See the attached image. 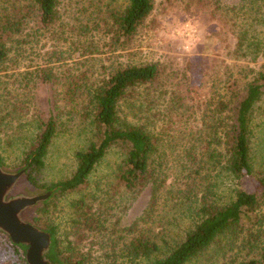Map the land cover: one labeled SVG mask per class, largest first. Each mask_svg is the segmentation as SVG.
<instances>
[{
  "label": "trees",
  "instance_id": "1",
  "mask_svg": "<svg viewBox=\"0 0 264 264\" xmlns=\"http://www.w3.org/2000/svg\"><path fill=\"white\" fill-rule=\"evenodd\" d=\"M213 1L216 11L232 14L229 21L236 53L245 65L224 92L207 97L200 129L187 126L197 111L175 113V108L167 113L169 124L161 125L162 113H156L147 100L151 93L143 100L142 89L153 88L159 80L157 64H126L95 78L86 73L65 77V92L51 103L49 116L23 161L29 184L41 188L36 174L46 167L48 150L57 135L59 101L66 106L80 99L87 101L98 140L76 153L77 169L70 179L46 188L53 195L36 211L35 223L44 220L56 200L88 186L97 167L114 149L120 152L115 169L118 184L136 196L149 189L150 198L141 216L121 228L117 241L105 239L112 217L109 211L95 210L86 197L73 201L72 227L81 230L77 240L71 235L61 241L57 225L45 228L52 236L51 254L61 264H89L91 255L82 248L92 231L107 240L115 256L120 253L127 258L128 264L141 260L188 264L214 247L224 258L233 259V264H264V163L258 166L252 147L256 118L264 117V0ZM126 2L123 9L101 11L104 15L97 23L111 24L106 34L112 35L118 51H128L155 9L154 0ZM60 3L0 0V67L11 61L12 54L23 59L38 37L56 27L61 20ZM45 56L50 62L32 74L40 76L44 84H54L59 81L57 70L64 54L57 51ZM179 102L181 108L191 109L185 100ZM182 120L184 127L175 126ZM0 164L4 166L2 157ZM170 202L189 205L195 219L176 237L156 233L153 228ZM6 244L17 256L15 264H26L22 256L26 247L8 240Z\"/></svg>",
  "mask_w": 264,
  "mask_h": 264
},
{
  "label": "rangeland",
  "instance_id": "2",
  "mask_svg": "<svg viewBox=\"0 0 264 264\" xmlns=\"http://www.w3.org/2000/svg\"><path fill=\"white\" fill-rule=\"evenodd\" d=\"M221 1L233 3L236 0ZM154 3V11L130 42L128 51H118L114 49L117 46H114L112 35L106 34L111 24L97 23L104 15L101 11L109 7L123 9L126 0H61V20L56 27L38 37L23 59L12 54L11 61L0 67V157L3 167L9 170L24 168L23 161L40 133L41 124L49 116L51 103L60 100L65 92V77H76L79 73L95 78L126 64H157L161 71L159 80L153 88L142 89L143 100L151 93L147 100L153 103L156 113H162L159 115L161 125L169 124L171 117L167 113L176 108L175 113L197 111L187 126L195 130L201 128V113L207 97L224 92L232 76L245 65L235 49L233 23L229 21L233 16L216 11L213 0L201 3L199 0H154ZM261 11L264 13V9ZM57 51L64 54L61 68L57 70L59 81L44 84L40 76L32 73L50 62L45 56L47 53ZM6 69L8 71L4 72ZM179 99L190 104L191 109L181 108ZM59 105L61 116L57 135L48 150L46 167L36 174L41 188L31 186L28 179L26 181L27 187L33 190L46 192L47 187L70 179L77 169L76 153L98 140L87 101L80 99L68 106L59 101ZM184 123L182 120L175 126L184 127ZM255 126L252 147L259 166L264 163L263 116H257ZM119 160L120 152L112 150L97 167L88 186L56 200L44 220L36 224L43 228L57 225L61 241L71 235L72 240H77L76 234L81 230L72 227L73 201L86 197L95 210L112 214L110 230L104 235L105 239L111 237L117 241L121 228L131 226L141 216L150 198L149 189L136 196L118 184L115 169ZM40 207L31 213L33 220ZM162 213L163 218L155 221L153 228L156 233L168 232L172 237L195 220L189 205L177 206L170 202ZM88 233L89 239L82 250L91 255L89 264H128L122 254L115 256L107 240L102 241L95 231ZM5 240L0 236V264L18 263ZM232 260L224 258L214 247L188 264H233ZM138 264H151V261L141 260Z\"/></svg>",
  "mask_w": 264,
  "mask_h": 264
},
{
  "label": "water",
  "instance_id": "3",
  "mask_svg": "<svg viewBox=\"0 0 264 264\" xmlns=\"http://www.w3.org/2000/svg\"><path fill=\"white\" fill-rule=\"evenodd\" d=\"M26 181L25 169L9 170L0 164V236L26 247V264H61L51 254V234L30 217L53 191L30 189Z\"/></svg>",
  "mask_w": 264,
  "mask_h": 264
}]
</instances>
